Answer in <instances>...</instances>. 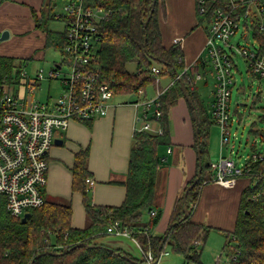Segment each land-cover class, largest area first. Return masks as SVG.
Returning <instances> with one entry per match:
<instances>
[{
  "label": "trees",
  "instance_id": "1",
  "mask_svg": "<svg viewBox=\"0 0 264 264\" xmlns=\"http://www.w3.org/2000/svg\"><path fill=\"white\" fill-rule=\"evenodd\" d=\"M50 1V0H49ZM158 1L154 0H101L100 5L111 10L107 21L99 25L100 41L97 58L91 65L99 74V80L113 89L116 95H137L139 90L154 83L150 73L151 66H157L161 75H167L172 85L158 97L160 106L161 134L137 131L132 138L127 164L126 179L122 182L125 195L118 206L94 205L90 201L87 178L90 173L86 167L88 149L74 154L71 167V191L80 193L86 217L83 228L70 225L72 207L67 200L54 201L47 198L40 208L31 210L24 222L11 216L5 209V197L0 195V264H142L141 257L134 256L122 247L106 244L105 229L115 221L122 227L136 228V237L143 250L150 249L155 255L170 246L171 250L183 256V264H203L198 247L204 244L209 227L191 220V212L198 193L207 179V118L196 121V148L201 158V174L193 184L194 176L176 198L163 235H144L143 228L157 224L155 218L143 219L153 207L158 168L161 163L159 149L168 147L169 120L168 111L183 94L176 78L179 74L186 93L192 97L193 78L183 72V54L177 44L165 47L161 41L157 10ZM197 1V0H196ZM229 0H207L204 15L196 13L197 24H208L214 10L224 7ZM197 12V9H196ZM63 20L61 16L39 18L35 21L45 35L44 48L52 47L62 51L65 45V32L53 31L48 27L50 20ZM65 27V26H64ZM255 39L254 52L264 56V28L253 27ZM202 59L199 58L198 62ZM136 64V72H129L128 63ZM15 69V77L12 74ZM20 67L14 64V58L0 56V87L20 82ZM250 73L254 75L251 71ZM133 101H131L132 103ZM192 109V108H191ZM193 110V109H192ZM264 119V108L259 116ZM88 126L89 121H83ZM255 132V131H254ZM256 133V132H255ZM255 150V146L252 147ZM253 153H258L254 151ZM262 158H250L246 164L248 183L239 198L238 211L233 230L226 237L223 250L233 255L231 264H264V149L259 152ZM193 184V185H192ZM192 185V186H191ZM185 198L183 197L185 190ZM184 206L187 217L183 218ZM82 243V246H76Z\"/></svg>",
  "mask_w": 264,
  "mask_h": 264
},
{
  "label": "built area",
  "instance_id": "2",
  "mask_svg": "<svg viewBox=\"0 0 264 264\" xmlns=\"http://www.w3.org/2000/svg\"><path fill=\"white\" fill-rule=\"evenodd\" d=\"M63 17L65 21V45L60 51L63 63L68 71L60 76V63L55 64L46 73L43 69L35 71L32 78L25 72L20 73V82L0 87V195L5 197V209L13 217L21 219L31 210L43 206L45 186L47 182L48 152L54 144L58 133L66 131L71 121H89L105 116L115 93L112 88L99 80V74L93 69L92 63L97 58L100 41L99 25L107 21L111 10L100 5L101 0H63ZM206 1L197 0V13L204 15ZM250 6L256 7L252 15ZM264 0H229L223 8L214 10L207 24L205 43V61L214 71L215 91L211 106L212 120L220 129V145L227 142L230 117L228 113L230 87L233 82V59L236 51L244 57L249 71L258 76L264 83V56L257 55L254 49H247L229 44L242 23L257 24L264 28ZM179 40L174 39V43ZM227 45V52L222 44ZM154 82L158 83L160 69L150 67ZM26 78H29L27 80ZM197 79L199 76L196 77ZM41 80L52 82L59 80L61 93L54 99L47 96L45 102L34 98V88ZM143 92H138L141 96ZM158 91L151 99L135 100L131 104L136 109L137 131L161 134L159 123L160 106ZM170 152V149H167ZM252 159L262 158L253 153ZM211 182L224 187L234 184L236 178L248 173V167L238 164L231 158L220 157L217 162L210 163ZM88 187L94 185L89 177ZM148 217L155 218L157 212L150 208ZM150 228H143L146 236ZM136 228L122 227L118 221L105 229V234L128 238L138 249L142 264H159L161 256L168 255L162 251L155 255L150 249L143 250L136 237ZM226 252V261L231 264L233 255ZM217 256L215 264H220Z\"/></svg>",
  "mask_w": 264,
  "mask_h": 264
},
{
  "label": "crops",
  "instance_id": "3",
  "mask_svg": "<svg viewBox=\"0 0 264 264\" xmlns=\"http://www.w3.org/2000/svg\"><path fill=\"white\" fill-rule=\"evenodd\" d=\"M46 2L49 3V0H0V36L5 30L10 34L8 39L0 41V56L14 58L12 56L15 55L11 53L13 43L19 38H25V35L34 43L31 52L37 47L40 50L46 49L44 48V32L35 24ZM43 14L46 18L49 15L48 12ZM51 15L54 16V14ZM157 18L162 44L165 47L177 44L181 49L184 55L182 73L186 71L193 78L192 89L195 94L192 97L187 94L192 105L182 94L168 111L170 145L165 147L164 153H159L162 160L156 174L155 198L152 207L156 210L157 216L159 215V219L157 224L149 229L151 235L165 233L176 198L197 174L199 160L195 144L194 112L197 120L199 118L203 121L206 117L207 123L209 122L206 163H214L220 157H225L233 159L238 164H247L254 151L262 152L257 150L253 143L251 153L245 161L235 159L230 146H226L223 150L225 144L229 142V135L227 142L220 145L218 126L219 139L216 150L212 147L211 125L214 121L211 120L213 117L211 106L214 101L212 100L209 106L204 105L202 95L194 85V78L197 79L196 77L199 76L198 80H205L203 76L209 72L204 58L207 23L197 24L196 0H159ZM174 39L179 41L174 43ZM41 57L42 55H39V58ZM200 57L202 60L198 62ZM200 72L204 75L202 76ZM159 78L158 83H152L154 84L153 94L146 96L143 90L144 94L141 95L143 98H154L158 91H163L172 85L169 76L160 74ZM112 100L108 113L103 117L89 120V126L85 122L71 121L66 134H63L64 138L57 135L56 139L61 140L62 144H53L54 146L48 152L49 171H47L45 196L54 201L68 200L70 202L72 207L70 225L74 228H83L86 225L82 197L80 193L71 191L72 171L70 169L74 154L79 150L88 149L86 167L90 178L94 181V185L89 190L91 203L118 206L124 199L125 188L122 182L126 179L128 156L133 144L132 138L137 129L135 122L137 113L130 102ZM210 116H212L211 119ZM152 126L160 127L159 123H153ZM250 129L257 131L253 129V126ZM168 148L170 152H167ZM211 175V170L208 168L207 179ZM247 183L248 180L244 176L236 178L230 187H224L209 180L205 181L199 190L196 206L191 212V220L198 221L209 228L213 226L227 233L231 232L235 224L240 194ZM143 219H148V214H145ZM121 242L124 244L123 240ZM121 242H117L114 246L125 249Z\"/></svg>",
  "mask_w": 264,
  "mask_h": 264
},
{
  "label": "rangeland",
  "instance_id": "4",
  "mask_svg": "<svg viewBox=\"0 0 264 264\" xmlns=\"http://www.w3.org/2000/svg\"><path fill=\"white\" fill-rule=\"evenodd\" d=\"M63 5V0H50L49 3L45 4V6L43 7L40 18H44V12H48L49 15H63ZM218 8H223V6ZM250 11L253 15L257 12L256 7L250 6ZM64 22L65 21L62 19H52L49 22L48 27L53 31H62L65 25ZM254 25L250 22V25L248 23V27H245L241 23L236 34L231 37L229 44L233 45L234 47H237V45H239L247 49H251L253 47L255 48L256 41L252 35L254 31ZM33 45L34 43L31 40L27 39V35H25V38H19L13 43L11 53L12 55H15L12 56L15 58L14 64L19 66L22 72H25L29 78H32L35 71H37L38 69H43L46 73L55 64L60 63L63 66L61 67L60 76L63 77L64 75H66L69 68L66 64L63 63V57L60 51L52 47H48L43 50H40L37 47L35 48V51L31 52V48L33 47ZM222 46L227 52H229V48L227 45L222 44ZM232 50L234 53L233 59L235 61L237 69H234L233 82L230 87V101L228 109L229 116H231L229 120L230 126H228V130L230 131L229 142L225 144L223 150H225L226 146H230L229 148H232L234 158L243 162L251 153V146L253 143H255L257 150L263 151L264 149V119L259 118L262 113V108H264V83L261 78L252 75L249 72L244 57L240 56L236 51H234V49ZM39 55H42V57L39 58ZM207 65V70L209 72L206 73V75L200 72L202 76L204 75L203 77H205V80H198L194 78V85L202 95L204 105L209 106L213 100V94L216 86L214 71L212 70L211 65ZM126 68L129 72H136L137 70L136 64L134 62L128 63L126 65ZM12 74L15 77V69H13ZM29 78L26 79L29 80ZM33 88L34 98L35 100L40 102H45L47 96H50L52 99H54L61 93L59 80H54L52 82L41 80L39 84L37 86H33ZM153 88L154 84L152 83L145 86L144 93L146 92V96L147 94H153ZM138 92H143V90H139ZM141 99H143V96L116 95L112 101L131 103V101ZM211 117L212 116H210V119ZM215 124L216 123L214 122L211 125V137L213 139L212 147L216 150L218 144L217 142L219 139V129L217 127L218 125ZM252 126L253 129H257L256 133L250 129ZM66 132L67 131H63L58 134L61 138H64L63 134H66ZM165 149V147L160 148L159 153H164ZM207 161L208 160L205 159L204 163L207 164ZM244 178L248 180V176H245ZM85 222L86 217L84 216V224ZM228 235L231 239L230 232L227 233V231H222L218 228L210 226L208 236L204 244L198 247V251L200 252V260L203 264H215V259L217 256H221L219 259L220 264L222 263V261H226L225 251H227V253L229 254V251L234 248V245L232 243L231 248H226L225 251H222L224 243L226 241V237ZM122 240L124 244L121 242ZM103 241L111 246H114V244H117V242L120 241L129 253L139 257V251L137 247L128 238L107 234L106 238L103 239ZM164 251H167L168 255L161 256L159 259V264H183V256L173 252L170 246H166Z\"/></svg>",
  "mask_w": 264,
  "mask_h": 264
},
{
  "label": "water",
  "instance_id": "5",
  "mask_svg": "<svg viewBox=\"0 0 264 264\" xmlns=\"http://www.w3.org/2000/svg\"><path fill=\"white\" fill-rule=\"evenodd\" d=\"M153 6H154V0H153V3H152V5H151V7H152V9H153ZM2 35L0 36V41H4V40H6V39H8V37H9V35L10 34H8V32L5 30V31H3L2 33H1ZM176 78L178 79V81H179V83H180V87H181V91H182V93H183V97L189 102V104H191L192 105V103L190 102V100H189V98H188V96H187V93H186V89H185V86L186 85H184V83L182 82V80L180 79V76H179V74H176ZM194 119H195V122H196V120H197V116H196V113L194 112ZM199 130H198V126H197V124L195 123V133H197ZM54 144L55 145H60V144H62V141L61 140H59V139H55L54 140ZM197 155H198V162H197V176L195 177V179L193 180V184L194 183H196L197 182V180L199 179V177H200V174H201V158H200V154H199V151L197 150ZM206 165H209L208 163L206 164ZM192 184V185H193ZM191 185V186H192ZM191 186H189L188 188H187V190H185V192H184V195H183V197L185 198V196H186V193H187V191H189V189L191 188ZM30 214H28V213H26L22 218H21V222H24L26 219H27V217L29 216ZM187 217V210H186V207L184 206V215H183V218H186ZM83 244L82 243H78V245L76 244V246L78 247V246H82ZM158 254L159 253H157V256H158Z\"/></svg>",
  "mask_w": 264,
  "mask_h": 264
}]
</instances>
